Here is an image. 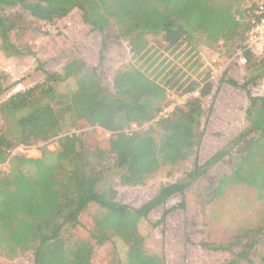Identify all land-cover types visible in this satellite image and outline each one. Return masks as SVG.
<instances>
[{
    "label": "trees",
    "instance_id": "1",
    "mask_svg": "<svg viewBox=\"0 0 264 264\" xmlns=\"http://www.w3.org/2000/svg\"><path fill=\"white\" fill-rule=\"evenodd\" d=\"M13 7H20L35 20L49 24L77 8L83 22L102 34V48L113 29L116 37L128 40L135 62L145 52L140 45L147 46L146 37L160 36L170 60L175 59L181 65L173 62L171 66L149 68L140 63L135 66L133 62L128 69L117 72L112 93L101 83L95 66L73 59L62 72L45 71L42 82L0 102V114L8 122L0 132V162L9 163L7 172L0 171V251L13 256L32 250L34 264H92L94 246L117 238L124 242L127 252L125 260L116 264H165L162 257L143 247L138 222L175 193H182L235 146L238 158L233 173L220 178L208 196L212 199L220 196L223 184L229 180L252 186L264 196V96H253L248 89L250 83L264 74V53L254 55L244 45L241 47L245 64L248 68L257 67V72L238 84L225 77V70L220 80L247 89L249 127L203 163L195 160L186 173L188 179L160 186L153 197L138 207L115 200L111 187L101 184L104 166L89 167L88 151L77 145V138L61 136L79 121L110 130L114 135L110 140L113 165L125 170L135 167L134 175L123 176L126 183L141 182L160 166L196 153L197 137L201 135L198 132L203 112L201 97L212 89L209 73L199 69L198 41L208 47L219 39L243 43L244 32L250 26L247 22L243 28L245 21L235 19L229 0H0V50L6 56L29 53L10 39L13 29L19 26L24 29L14 17L4 14L6 8ZM253 8L254 5L249 7ZM182 54L186 59H181ZM71 78H75L76 88L61 93L59 85ZM195 92L197 96L193 95ZM183 94L190 95L184 103L167 117L153 120L168 103L169 95ZM144 123L150 124L131 134L124 131L132 124ZM252 132L255 134L248 137ZM54 137L61 142L58 152L44 149L39 158L13 155L6 161L9 150L16 144L28 145ZM61 160L71 165L69 171L58 170ZM89 204L104 211L95 218L90 233L93 243L65 237V226L80 224L79 216ZM170 210L163 211L160 223ZM242 236L243 232L224 244L209 245L226 248L240 242ZM250 246L251 243H243L240 251L222 264H240L247 258ZM259 264H264V256Z\"/></svg>",
    "mask_w": 264,
    "mask_h": 264
},
{
    "label": "rangeland",
    "instance_id": "2",
    "mask_svg": "<svg viewBox=\"0 0 264 264\" xmlns=\"http://www.w3.org/2000/svg\"><path fill=\"white\" fill-rule=\"evenodd\" d=\"M256 1H243L244 10L246 9L243 28L249 23V7ZM4 14L14 17L18 24L24 26V29L20 26L13 29L10 39L22 50H29V53L6 56L0 50V102L17 91L42 82L45 71L62 72L65 64L73 59L95 66L101 83L112 93L117 72L128 69L133 62L135 66L143 64L149 68H160L163 64L171 66V63L176 62L175 59L170 60L172 58L164 50L160 36L146 37L147 46L144 48L140 45L145 52L137 58V62L131 56L128 40L116 37L113 29L102 48V34L83 22L81 11L77 8L51 24L35 20L20 7L6 8ZM241 45V41L237 39L212 43L210 48L198 44L199 60L201 58L199 69L203 65L205 72L209 73L212 89L207 96L201 97L203 112L198 127L201 135L197 137L196 153L174 164L160 166L141 182L123 181L124 175H134L135 167L130 166L125 170L113 165L110 140L114 135L110 130L98 124L86 125L79 121L61 136L73 135L77 138V145H83L88 151L86 163L89 167L104 166L101 184L111 187L115 200L130 207L140 206L153 197L160 186L188 179L186 173L193 168L195 160L199 164L203 163L249 127V95L264 96V74L249 84L250 94L247 89L220 80L225 70V77L234 79L238 84L257 72V67L246 66ZM100 54L103 56L101 59ZM75 88V78L59 85L61 93ZM193 95L197 96L198 92ZM171 98L178 97L169 95L168 100ZM66 121L71 125L70 119ZM149 124L137 126L136 129H144ZM7 126L8 122L0 114V132ZM254 134L252 132L248 137ZM44 149L58 152L61 149L59 138L28 145L16 144L9 150L6 161L13 155L39 158ZM236 149V146L229 149L226 156L193 180L182 193H175L165 204L152 209L146 219L138 222L137 230L144 238L143 247L146 251L162 257L165 264H222L240 251L243 243L248 242L251 243L248 256L240 264L261 262L264 256V196H260L259 190L252 186L231 180L223 184L220 196L215 199L208 196L220 178L233 173L238 158ZM58 167L59 171L66 172L71 165L66 160H61ZM8 170L9 163L0 162V171L4 173ZM165 209L171 210L160 223ZM102 213L104 211L97 205L89 204L79 216L80 224L65 226L64 236L93 243L90 233L94 230L96 216L99 217ZM242 232L245 236L240 238V242L229 247L212 248L209 245L224 244ZM126 252L127 247L121 239L106 240L94 246L92 264H116L125 260ZM0 264H34L33 251L23 250L13 256L0 251Z\"/></svg>",
    "mask_w": 264,
    "mask_h": 264
},
{
    "label": "built area",
    "instance_id": "3",
    "mask_svg": "<svg viewBox=\"0 0 264 264\" xmlns=\"http://www.w3.org/2000/svg\"><path fill=\"white\" fill-rule=\"evenodd\" d=\"M249 25L243 41L244 49L254 55H261L264 53V0H257L254 4V8L249 13ZM189 96V94H183L178 96V98H171L153 120L167 117L177 105L184 103ZM136 127L137 125L132 124L124 131L127 134H131V132L137 130Z\"/></svg>",
    "mask_w": 264,
    "mask_h": 264
},
{
    "label": "crops",
    "instance_id": "4",
    "mask_svg": "<svg viewBox=\"0 0 264 264\" xmlns=\"http://www.w3.org/2000/svg\"><path fill=\"white\" fill-rule=\"evenodd\" d=\"M243 1L244 0H229V4H230V10H231V12L233 13V15H234V17H235V19L237 20V21H244V17H245V15H246V9L244 10V7H243ZM250 10V9H249ZM249 17V16H248ZM247 31V30H246ZM246 31H245V35H246ZM244 38H245V36H244ZM233 40H235V39H230V41L229 40H223V39H219V40H217V41H214V42H211V43H219V42H232ZM198 43H199V45L200 44H202L203 46H206V47H208L207 45H204L203 43H201V42H199L198 41ZM242 43V42H241ZM242 45H243V43H242ZM208 48H210V47H208ZM185 49V45L183 46V48L181 49V50H184ZM200 52V51H199ZM184 54H182V60H184V59H186V57H184ZM200 60H201V58H200ZM200 68H203V65L200 67Z\"/></svg>",
    "mask_w": 264,
    "mask_h": 264
}]
</instances>
